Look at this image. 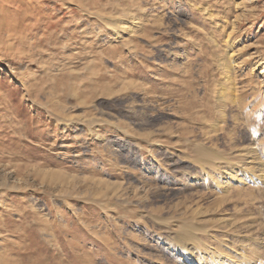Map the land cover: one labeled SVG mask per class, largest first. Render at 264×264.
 <instances>
[{"label": "rangeland", "instance_id": "1", "mask_svg": "<svg viewBox=\"0 0 264 264\" xmlns=\"http://www.w3.org/2000/svg\"><path fill=\"white\" fill-rule=\"evenodd\" d=\"M0 264H264V0H0Z\"/></svg>", "mask_w": 264, "mask_h": 264}, {"label": "bare ground", "instance_id": "2", "mask_svg": "<svg viewBox=\"0 0 264 264\" xmlns=\"http://www.w3.org/2000/svg\"><path fill=\"white\" fill-rule=\"evenodd\" d=\"M227 89V88H226ZM227 95V94H226ZM226 99V98H225ZM259 171V170H258ZM261 175V174H260Z\"/></svg>", "mask_w": 264, "mask_h": 264}]
</instances>
